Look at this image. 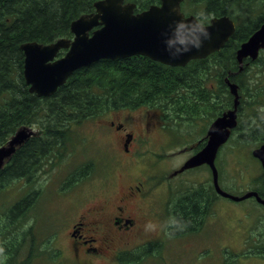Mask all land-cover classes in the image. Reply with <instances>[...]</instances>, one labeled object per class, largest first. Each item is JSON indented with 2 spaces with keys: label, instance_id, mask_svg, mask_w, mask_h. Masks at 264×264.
<instances>
[{
  "label": "trees",
  "instance_id": "16d2710c",
  "mask_svg": "<svg viewBox=\"0 0 264 264\" xmlns=\"http://www.w3.org/2000/svg\"><path fill=\"white\" fill-rule=\"evenodd\" d=\"M97 1L0 0V147L20 129L37 128V132L17 148L11 160L0 170V229H8L12 237L10 244H14V255L8 251L10 245L1 253L8 259L6 264H29L32 261L28 257L24 262L19 256L21 249L26 248L27 236L31 244L38 243L32 230H25L26 218L34 211L43 193L42 188L34 191L33 187L39 183L38 177L45 172V166H53L63 155L65 145L73 143L80 125L121 109L142 107L160 109L167 117L172 113L173 122L193 125L206 120L210 123L222 110L206 104V100L212 98L209 92H225L223 110L232 105L225 78L231 72H238V49L264 22V12L257 15L256 8L257 5L263 6L264 0H189L204 6L205 18L228 15L237 23L235 35L220 52L192 61L185 67L166 66L144 56L101 60L75 72L52 97L41 98L31 93L23 74L25 56L21 45L26 42L49 44L61 38H71L72 22L94 12ZM128 1L137 5V11L160 3V0ZM241 3L246 10L247 22L242 12L243 20L240 14L235 15ZM262 60L260 57L255 64ZM256 74L264 78V71ZM255 78L245 67L242 73L231 79L239 85L241 93L246 92L253 100L255 96L251 91L264 94V89L259 86L262 81ZM252 87L256 89L252 90ZM253 102L258 109L247 117L245 121L249 124L246 127L240 126L246 133L264 128L262 107ZM244 105L245 102L242 107ZM250 119L258 120V124L250 123ZM84 171L71 172L70 184L78 182ZM18 184L22 185L13 194L15 197H8V189H16ZM201 191L199 186L196 191L186 192L179 201L187 204L200 202L201 199L189 196ZM188 208L190 206L181 208V218L190 226L195 222V215ZM20 231L21 241L15 238L16 232Z\"/></svg>",
  "mask_w": 264,
  "mask_h": 264
},
{
  "label": "rangeland",
  "instance_id": "374dc122",
  "mask_svg": "<svg viewBox=\"0 0 264 264\" xmlns=\"http://www.w3.org/2000/svg\"><path fill=\"white\" fill-rule=\"evenodd\" d=\"M186 4V11L194 12L197 15L202 14L200 17L203 21L209 20V18H205L202 4L195 5L194 1H188ZM256 8L258 9L257 15L260 12H264V5H257ZM236 10L235 15H241L240 19L243 20L244 14L247 22L246 10L242 3ZM241 12L243 14H240ZM261 58L263 60L258 65L255 64L253 66L251 73L253 77H256L255 80L259 79L262 81L259 86L264 89L263 76L256 74L264 71V51ZM251 89L254 90L256 87ZM251 94H254L255 99L251 100L249 96H245L247 95L246 92L243 98L245 105L242 107V123L258 109L256 105L254 106L253 101H256L264 112V94H257L255 90ZM146 110L159 117L157 127L153 128L150 133L144 131ZM168 115L167 117V114H163L157 108L123 109L119 112L109 113V115L100 119L87 120L80 125L75 131L73 143L65 145L66 147L62 152L63 155L56 160L53 166H45V172L40 173L38 177L39 183L33 187L34 191H40L42 188L43 193L34 211H31L29 218H26L27 225L25 230L31 229L32 234L35 236V241L37 240L38 243L34 242V245L31 244V240L27 236L28 243L27 245L24 243L26 248L21 249L19 257L21 259L25 258L26 255L23 252H27L30 260L32 259L29 264H71V253L68 250L70 241L65 235L67 231L64 229L65 225L75 216L76 211L80 209L83 211L87 204L92 201H94L93 203H97L99 200L104 201L105 199L108 202L116 201L132 180L128 177L129 175L131 177H145L139 171L149 175V179H147L151 187L149 203L178 202L186 192L196 191V188L201 186L202 189H209L210 203H216V206L213 207V213L216 214L222 209L221 207H231L233 203L230 200L218 198L211 193L212 176L204 168L190 169L175 178L169 179L170 174L174 170L179 169L198 151L201 142L205 139L208 125L206 126V120H200L193 125L178 123L177 120L173 122L172 118L174 115L172 113ZM111 121L117 124L122 123L125 126V133L133 131L135 134L134 143L131 145V153L121 152L117 132L107 128L111 126ZM169 121L170 123H167ZM249 122L255 125L258 124V120L255 119H250ZM32 128L37 132V128ZM262 130L264 131V128ZM247 134L249 135V133ZM235 140L237 139L234 138L220 152L218 167L221 170L222 184L225 189L239 194L242 188H247L248 185L246 178H240L241 181H239L237 179L238 175L230 168L238 167L237 164L234 165L235 162H238V159H234V157L236 155L240 157L241 154L238 151L233 152L237 148L234 145ZM246 148L252 149V144L246 145ZM245 153L249 154V151ZM240 161L249 167L253 165L254 167L251 166L252 169L257 167L251 158L242 159L240 157ZM131 162H134V164H131ZM249 167L248 169L246 167V171L249 170ZM79 169L86 170L84 171L85 174H81L78 182L70 184L71 172H76ZM163 182L164 184H162ZM21 185L18 184L16 189H8V197L17 193ZM242 205L241 208L247 209L253 215L264 212L263 208H257L249 200L242 202ZM221 213L219 218H221ZM224 219H228V217L224 216ZM23 225L24 222H22V227ZM217 236H220L217 227L216 230L210 227L206 230L203 239L208 238L211 246H208L207 253H203V259L200 260L216 259L218 261L220 259L209 258L210 256L219 255L221 238ZM15 238L21 241V231L16 232ZM11 239L8 229L1 228L0 264L7 263L8 259L2 257L1 253L6 251L5 248L10 245ZM174 243H176L174 244V250L173 245H167L170 247L167 248V251H174L176 264H200L199 260L196 259V251H192L194 250L193 245L185 243L184 239H177ZM30 250H34L32 251L34 256L33 253L30 256ZM168 261L169 258L167 257ZM220 261V264H244L242 261L238 262L237 259H229L227 262H222V259H220ZM257 264L260 263L257 261Z\"/></svg>",
  "mask_w": 264,
  "mask_h": 264
},
{
  "label": "flooded vegetation",
  "instance_id": "af4514ba",
  "mask_svg": "<svg viewBox=\"0 0 264 264\" xmlns=\"http://www.w3.org/2000/svg\"><path fill=\"white\" fill-rule=\"evenodd\" d=\"M182 9H184V2ZM184 13L186 17L194 15L201 23H206L200 15L194 12L185 11ZM210 20L211 18H209V22ZM209 93L212 98L206 100V104H213L218 111L222 110L215 119L233 108L232 98L229 101L232 105L223 110L225 92L210 91ZM244 94V92L241 93V104L244 102ZM245 96L248 97L249 94ZM241 108L240 105L237 127L232 131L229 141L220 148L216 166L219 172V184L223 190L238 197L253 193L251 197L242 201L223 197L216 192L212 180L211 193L233 203L231 207H221L222 209L216 214L213 213L216 203H210L208 188H203L199 194L189 196L196 197V200L201 199L200 202H190V204L182 201L149 203L151 192L149 180L147 181L149 175L139 171L145 177L129 175L128 177L132 180L116 201L108 202L107 199L99 200L97 203L92 201L83 211L81 209L76 211L75 216L65 225L64 229L67 230L65 235L70 241L68 250L71 253V264H176L174 251H167V248H170L167 245H173L174 250V244H176L174 242L177 239H184L185 243L193 245L194 250L192 251H196V259L200 264H220V259L222 262L237 259L238 262L242 261L244 264H257V261L264 264V212L253 215L247 209L241 208L242 202L249 200L257 208L264 209V165L262 158L254 155L257 149L264 146V131L250 132L249 135L242 131L240 127L242 123ZM146 111L144 131L150 133L153 128L157 127L159 117L151 114L148 110ZM246 124V121L242 123L244 127ZM110 125L107 128L117 132L121 152L131 153V145L135 140L133 131L125 133V126L122 123L117 124L111 121ZM252 136L254 137L252 138ZM234 138L237 139L234 141L237 148L233 152L241 153L242 159L251 158L257 166L252 169L253 165L249 167L243 164L239 155L234 157V159H238V162L234 163L238 167L230 168L238 175L239 181H241L240 178H246L248 185L247 188H242L239 194L225 189L222 184L221 170L218 167L220 152ZM207 141L208 139L205 137L201 142L202 147ZM248 144H252V149L246 148ZM248 151L249 154L245 153ZM133 158L135 159V157ZM246 167L247 169L249 167L248 171H246ZM201 168H204L207 173H211L208 165H203ZM188 206H190L188 211L195 215V222L190 226L185 225L186 221L183 222L181 218L183 214L181 208ZM220 212H222L221 218H219ZM224 216H227L228 219H224ZM209 227L213 230H216L217 227V231L220 233V236H217L221 238L219 255L209 257L220 258L218 261L216 259L200 260L203 259L202 254L207 253L208 246H211L208 238L203 239L204 233ZM13 247L14 244H10L8 251L11 255H14ZM214 250L216 251V249ZM167 257L169 258L168 262ZM25 261H27L26 256Z\"/></svg>",
  "mask_w": 264,
  "mask_h": 264
},
{
  "label": "water",
  "instance_id": "95a60500",
  "mask_svg": "<svg viewBox=\"0 0 264 264\" xmlns=\"http://www.w3.org/2000/svg\"><path fill=\"white\" fill-rule=\"evenodd\" d=\"M184 0H161V5L135 14L136 5L125 0H100L95 3V12L83 15L71 24L72 39H59L51 44L28 42L21 45L25 55L24 77L30 92L39 97L54 95L77 70L100 60L125 59L142 55L169 66H186L189 62L205 59L220 51L236 32L235 22L228 16L211 20L202 25L195 16L185 17L181 11ZM182 22V23H177ZM207 28V37H201V46L192 47L191 41L200 35V28ZM166 41H171L170 46ZM181 41L185 42L184 44ZM184 46L190 48L178 54ZM62 50H67L58 58ZM264 50V23L244 42L237 51L239 72L246 59L256 60ZM229 73L225 82L234 97L232 110L217 118L208 130V142L173 175L202 165H208L213 174L217 193L234 201H242L253 195L242 197L231 195L219 185L216 158L221 146L237 127V112L240 104L239 86L231 81ZM31 133L20 130L6 146L0 147V170ZM262 158L264 146L254 152Z\"/></svg>",
  "mask_w": 264,
  "mask_h": 264
},
{
  "label": "clouds",
  "instance_id": "9594fccd",
  "mask_svg": "<svg viewBox=\"0 0 264 264\" xmlns=\"http://www.w3.org/2000/svg\"><path fill=\"white\" fill-rule=\"evenodd\" d=\"M200 15H202V14H200ZM177 23H182V22H177ZM199 31H200V35L191 41L192 47L199 48L201 46V42H202L201 37H207V35H208L207 28L204 26H202ZM181 43L184 44L185 42L181 41ZM170 44H171V41H166L167 46H170ZM189 50H190L189 47L184 46L178 50V54L185 52V51H189Z\"/></svg>",
  "mask_w": 264,
  "mask_h": 264
},
{
  "label": "bare ground",
  "instance_id": "6f19581e",
  "mask_svg": "<svg viewBox=\"0 0 264 264\" xmlns=\"http://www.w3.org/2000/svg\"><path fill=\"white\" fill-rule=\"evenodd\" d=\"M204 1V0H203ZM219 6V5H218ZM228 8V7H227ZM221 10V9H220ZM26 43H28V42H26Z\"/></svg>",
  "mask_w": 264,
  "mask_h": 264
}]
</instances>
